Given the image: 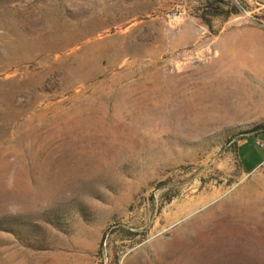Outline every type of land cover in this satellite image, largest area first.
I'll list each match as a JSON object with an SVG mask.
<instances>
[{"label":"rangeland","instance_id":"374dc122","mask_svg":"<svg viewBox=\"0 0 264 264\" xmlns=\"http://www.w3.org/2000/svg\"><path fill=\"white\" fill-rule=\"evenodd\" d=\"M263 123L257 0H0V264H264Z\"/></svg>","mask_w":264,"mask_h":264},{"label":"trees","instance_id":"16d2710c","mask_svg":"<svg viewBox=\"0 0 264 264\" xmlns=\"http://www.w3.org/2000/svg\"><path fill=\"white\" fill-rule=\"evenodd\" d=\"M205 6L209 7L208 10H205V13L211 17H217V15H219L218 11H217V6L215 4V2L211 1V2H208ZM199 11H201V9L198 10V13ZM200 18L203 20V16L201 14H199ZM205 22V20H203ZM206 23V22H205ZM253 133H256L257 135H264V123L261 124V125H258L256 126L255 128H253V130L251 131ZM239 165H242V161L240 160L239 158ZM114 235H117V236H125V237H128V236H133L134 234L130 233L128 230H118V232L114 233Z\"/></svg>","mask_w":264,"mask_h":264},{"label":"crops","instance_id":"0c3cea01","mask_svg":"<svg viewBox=\"0 0 264 264\" xmlns=\"http://www.w3.org/2000/svg\"><path fill=\"white\" fill-rule=\"evenodd\" d=\"M245 164H246L247 167H250V166H251L249 162H247V163H245ZM245 164H244V165H245Z\"/></svg>","mask_w":264,"mask_h":264},{"label":"water","instance_id":"95a60500","mask_svg":"<svg viewBox=\"0 0 264 264\" xmlns=\"http://www.w3.org/2000/svg\"><path fill=\"white\" fill-rule=\"evenodd\" d=\"M257 1H259V2L262 3V4H264V0H257Z\"/></svg>","mask_w":264,"mask_h":264},{"label":"built area","instance_id":"2783aa9c","mask_svg":"<svg viewBox=\"0 0 264 264\" xmlns=\"http://www.w3.org/2000/svg\"><path fill=\"white\" fill-rule=\"evenodd\" d=\"M182 60V59H181Z\"/></svg>","mask_w":264,"mask_h":264}]
</instances>
